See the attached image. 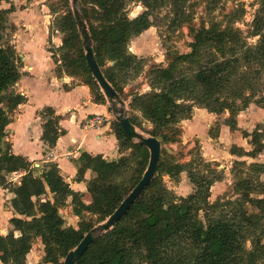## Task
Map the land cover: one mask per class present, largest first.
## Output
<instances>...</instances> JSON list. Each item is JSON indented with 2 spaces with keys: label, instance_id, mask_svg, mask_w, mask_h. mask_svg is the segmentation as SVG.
Returning <instances> with one entry per match:
<instances>
[{
  "label": "trees",
  "instance_id": "trees-1",
  "mask_svg": "<svg viewBox=\"0 0 264 264\" xmlns=\"http://www.w3.org/2000/svg\"><path fill=\"white\" fill-rule=\"evenodd\" d=\"M3 1L9 0L0 3ZM132 1L140 2L144 10L130 18L126 6ZM191 1L80 0L96 61L116 92L143 69V61L129 50L130 41L152 26V18L164 6L175 16L173 25L190 22L192 12L187 6ZM205 1L211 13L220 0ZM12 8L0 9V186L13 193L9 205L14 212L9 218V232L0 235V262L26 264L32 243L39 238L44 262L63 264L68 251L94 223L108 217L137 184L149 153L111 121L121 155L112 161L82 152L75 161L76 180L83 179L82 164L92 172L86 182L90 200L85 203L83 194L72 190L61 176L57 164L35 167L25 156L12 153L8 141L1 148L10 114L25 101L13 90L21 75L19 57L5 34ZM242 13L241 9L232 11L225 25L211 18L208 26L191 27L189 52L169 53L166 66L154 64L147 70L149 91L135 93L129 107L142 113L151 125L148 135L160 141L156 172L119 221L91 242L75 264H264V181L258 179L264 164L235 160L230 171L235 198L218 197L211 202V187L223 179V171L211 167L212 161L203 157L199 145L187 151L191 155L188 161L176 160L165 148L180 141V122L191 117L194 107L215 115L227 112L223 122L231 131L238 129L236 117L249 104L264 108L263 95L256 97L257 91L264 93V0L247 34L258 37L254 43L233 26ZM56 24L63 38L50 52L59 64L58 75L80 77L79 83L89 87L92 100L104 104L106 99L86 64L70 7L66 6ZM40 115L48 117L42 124L41 140L51 148L64 130L51 108H44ZM128 119L138 124L135 115ZM218 130L216 122L208 134L216 138ZM242 135L249 137L251 149L234 146L231 154L256 158L264 151V132L258 127L251 133L242 131ZM182 173L193 192L177 197L165 186L162 176L178 181ZM12 174L19 175L17 181L9 179ZM68 204L78 219L77 228L66 223L60 212Z\"/></svg>",
  "mask_w": 264,
  "mask_h": 264
},
{
  "label": "crops",
  "instance_id": "crops-1",
  "mask_svg": "<svg viewBox=\"0 0 264 264\" xmlns=\"http://www.w3.org/2000/svg\"><path fill=\"white\" fill-rule=\"evenodd\" d=\"M32 23L35 22L32 21ZM42 29L39 25L34 33L26 32L23 36L22 29L15 26L17 38L14 39L13 45L21 61L19 66L21 75L13 90L23 95L25 101L10 114V123L6 127V141L10 143L12 153L25 156L35 167L43 166L47 162L57 164L61 176L70 188L81 192L83 201L88 203L90 196L86 191V182L92 177V172L85 164H82L85 169L83 179L76 180L75 161L82 152H87L92 156L101 155L112 161H115L121 154L111 128V121L108 120L99 128L94 129L84 128L82 121L94 114L110 118L109 106L107 102L95 103L87 85L76 82L73 77L56 74L59 66L52 58V53L46 49V45L51 42L57 48L60 43H57L55 38H48ZM251 104L237 115L238 129L234 131H231L223 122L228 113L222 121L218 122V120L215 121V117L222 114L215 115L204 108L196 107L193 109L191 118L184 120L187 126L183 128V137L188 136L189 140L198 139L204 156L206 151L211 154L215 153V147L219 149L221 144H223L222 147L230 144L248 151L251 149L248 143L249 137H244L242 131L251 133L258 127L264 132V108ZM46 107L51 108L54 115L59 116V126L64 130V134L58 137L51 148H48L41 140L42 124L48 117L41 116L40 112ZM216 122L219 125L218 135L212 138L208 131ZM233 157L237 156L233 155ZM251 159L259 162L256 158ZM214 160L216 159L213 157L208 159V161ZM259 163L264 164V162ZM7 192L10 200L13 193ZM64 208H68V214L72 215L70 204Z\"/></svg>",
  "mask_w": 264,
  "mask_h": 264
},
{
  "label": "rangeland",
  "instance_id": "rangeland-1",
  "mask_svg": "<svg viewBox=\"0 0 264 264\" xmlns=\"http://www.w3.org/2000/svg\"><path fill=\"white\" fill-rule=\"evenodd\" d=\"M260 2L261 0H220L214 11L208 13L207 3L205 0H192L189 6H187V11L192 12V19L190 22L184 23L180 26L173 25L175 16L173 15V12L170 10V8L168 6L162 7L161 10L152 18V26L130 41L129 50L135 54L137 58H140L143 61V69L137 76L133 75V77L127 79V82L122 87V91L119 93L117 92L119 99L116 102L111 104L105 98L110 108L109 121L115 120L112 113L113 107H124L127 112V116L133 114L137 117L136 122H138V124L136 126L134 125L136 131L148 136L147 130L151 128L150 123L145 119V117L142 116L140 111H132L129 107V103L135 93H144L149 91L146 72L150 66L154 64L166 66L168 63L167 55L169 53L174 54L189 52V43L192 41L193 37V34L190 32L191 27L199 28L202 25L208 26L209 19L211 18L217 22H221L222 25H225L229 19V14L234 10L239 11V9H241L243 13L240 19L235 20L233 26L239 28L242 31V35L249 43L256 42L258 37H249L247 34L252 28L251 26L253 19L260 8ZM11 5L13 8L8 14V24L5 27V34L7 40L9 39L10 43L14 44V39L17 38V34L15 33L16 25L22 29L21 34L23 36L26 34V32L34 33L36 28H39L40 25L41 28H43L42 32L47 34L48 38H55L56 42L60 43L61 45L63 34L60 32L59 27L56 24V20L57 17L65 14L66 6L70 7L72 13L71 0H69V2L65 0H9L7 2H1L0 9L10 8ZM81 5L82 4L80 2V9H82ZM126 9L130 18L135 17L144 10L142 4L136 1L130 2L126 6ZM32 21L35 23H32ZM42 44L43 42L41 45ZM46 46V49L50 51V48H54L55 44L53 45L50 42ZM55 58H59V52H56ZM110 62L109 64H112ZM17 64L20 66V58L17 59ZM59 70L60 69L56 71V74L59 73ZM74 80L76 82H80L82 79L80 77H76ZM262 80V82H264V73ZM261 95L264 97V93L261 94L259 91H257L256 97ZM226 113L227 112L215 117V121H222V118ZM243 121H245L244 118ZM184 122V120L180 122L182 131L183 128H186L187 126ZM239 134L241 136V133ZM189 138L190 137L188 136L183 137V135H181L179 142L168 144L165 146V148L167 149L168 153L174 156L176 160L188 161L191 155L188 154L187 151L189 149H193L195 145H199L201 148L200 141L198 139L191 138L189 140ZM222 146L223 144L220 145L221 148L219 149L215 147V153L211 154L206 151L205 156L203 155L207 160L212 159V157L216 159L212 161L211 167L215 168L217 171H223V179L221 181L215 182L211 187V195L209 197L211 202L218 197L219 199L221 198V200L235 198L233 193L234 178L230 172L235 160H246V162H253V159L251 158L233 157L229 151H231L234 145L226 144L224 147ZM222 150L224 151L222 152ZM208 151H210V149ZM202 152L203 150L201 149V153ZM124 153L128 154L129 150ZM256 159H258L259 162H264V151L262 154L257 156ZM18 177V174H12L10 175L9 179L14 182L17 181ZM258 179L264 181V172H258ZM162 180L165 186L177 197L187 196L193 192V186L188 181L184 173L180 175L178 181L170 179V177L167 175H163ZM4 190L5 189L0 186V235H5L9 232L11 228V225L9 224V218L14 215L12 209L9 208L10 195L8 194L7 190ZM60 211L63 218L66 220V223L72 224L77 228L78 219L70 215V213L68 214V208H62ZM200 215H202V213ZM93 218L96 219L95 216ZM103 221L94 223L91 228L97 226ZM0 264L2 263L0 262ZM26 264H46L44 262L43 245L41 244L39 238L33 241L32 247L26 257Z\"/></svg>",
  "mask_w": 264,
  "mask_h": 264
},
{
  "label": "water",
  "instance_id": "water-1",
  "mask_svg": "<svg viewBox=\"0 0 264 264\" xmlns=\"http://www.w3.org/2000/svg\"><path fill=\"white\" fill-rule=\"evenodd\" d=\"M71 8L78 32L80 34L86 64L91 72L92 77L97 82L105 98L108 100L109 103L113 104L119 99V95L116 90L112 87V85L107 81L100 66L96 61L93 51V42L84 16L80 9V0H71ZM110 63H113V61H111ZM112 113L116 122L120 125L126 136L130 140L135 141L139 145L147 148L149 153L147 167L144 170L140 180L124 197V199L119 203L115 210L108 217H106L103 222L91 228L83 236L80 242L73 249L68 251V253L63 259V264H75L91 242L95 241L102 234L109 231L119 221V219L130 208L134 200L140 195L144 187L153 178L157 169V164L161 151L160 141L153 136H147L137 132L135 126L129 121L127 112L124 107H113ZM6 140V137L2 139V149H4V141Z\"/></svg>",
  "mask_w": 264,
  "mask_h": 264
},
{
  "label": "built area",
  "instance_id": "built-area-1",
  "mask_svg": "<svg viewBox=\"0 0 264 264\" xmlns=\"http://www.w3.org/2000/svg\"><path fill=\"white\" fill-rule=\"evenodd\" d=\"M108 120H109V118L106 116L94 114V115H91L89 117H86L82 121V126L84 128H88V129L99 128L101 125L108 122Z\"/></svg>",
  "mask_w": 264,
  "mask_h": 264
}]
</instances>
